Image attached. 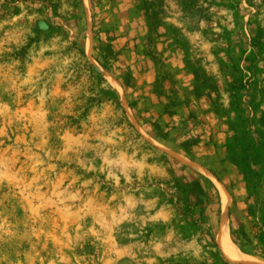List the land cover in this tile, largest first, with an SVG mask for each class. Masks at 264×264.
Instances as JSON below:
<instances>
[{"label":"rangeland","instance_id":"374dc122","mask_svg":"<svg viewBox=\"0 0 264 264\" xmlns=\"http://www.w3.org/2000/svg\"><path fill=\"white\" fill-rule=\"evenodd\" d=\"M194 179L264 264L230 235L264 217V0H0V264H213Z\"/></svg>","mask_w":264,"mask_h":264},{"label":"trees","instance_id":"16d2710c","mask_svg":"<svg viewBox=\"0 0 264 264\" xmlns=\"http://www.w3.org/2000/svg\"><path fill=\"white\" fill-rule=\"evenodd\" d=\"M106 50L110 54L113 53L111 46H107ZM88 67L96 77L97 74L94 72L93 67L91 65ZM100 82H104V79L101 78ZM118 106L123 111L120 103ZM71 121L76 122L74 118H71ZM206 183L210 185L209 182ZM207 184H203L199 179L189 181L183 186L178 183L176 184L178 193L175 198L176 217L174 222L178 220V231L183 239H189L197 234H201L199 239L204 242L203 248H205L207 256L213 259V264H234L222 258L211 227L204 225L206 224L204 210L201 207L209 197L206 187ZM250 199H253L251 194L248 196L246 202L248 208L245 209L248 216L254 214V210L251 209V205L248 202ZM229 215L231 221V208ZM230 235L234 244L241 247H249L264 256V217L260 220H251L239 224L236 228L231 227Z\"/></svg>","mask_w":264,"mask_h":264},{"label":"bare ground","instance_id":"6f19581e","mask_svg":"<svg viewBox=\"0 0 264 264\" xmlns=\"http://www.w3.org/2000/svg\"><path fill=\"white\" fill-rule=\"evenodd\" d=\"M222 196H223V202L224 204H226L227 202V197L225 196L224 193H222ZM230 238H228V233H227V230H226V227H225V224L222 225V232L220 233V238H219V241L223 244V245H230V242H229ZM231 248H232V245H230ZM229 246V247H230ZM228 252H229V257L234 259V260H238L240 258V255H237L235 252H233L232 250L230 249H227Z\"/></svg>","mask_w":264,"mask_h":264}]
</instances>
